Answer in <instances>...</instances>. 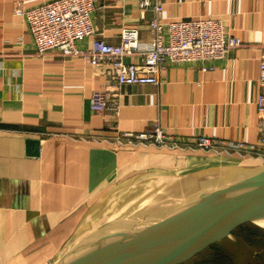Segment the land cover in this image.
Instances as JSON below:
<instances>
[{
    "label": "crops",
    "instance_id": "1",
    "mask_svg": "<svg viewBox=\"0 0 264 264\" xmlns=\"http://www.w3.org/2000/svg\"><path fill=\"white\" fill-rule=\"evenodd\" d=\"M45 1L0 0V264H57L96 228V204L152 188L156 178L178 177L185 185L218 167L264 163L261 156L197 147L201 136L259 144L264 0H163L165 20L217 17L242 42L214 69L168 62L159 83L122 85L117 111L91 105L93 90L108 80L105 65L39 52L15 8ZM153 13L141 17L138 0H97L96 32L78 43L88 47L95 35L120 42L125 26L147 39ZM156 123L170 138L165 144L118 142Z\"/></svg>",
    "mask_w": 264,
    "mask_h": 264
},
{
    "label": "built area",
    "instance_id": "2",
    "mask_svg": "<svg viewBox=\"0 0 264 264\" xmlns=\"http://www.w3.org/2000/svg\"><path fill=\"white\" fill-rule=\"evenodd\" d=\"M138 4L141 17L146 18L148 10L154 12L148 20L149 38H142L138 27L125 26L120 42H109L95 35L88 47L80 46L78 42L96 32L93 12L97 8V0H48L29 7L19 5L15 11L26 16L39 52L59 50L68 55H82L95 65L106 66L108 80L103 88L93 90L90 99L96 109L117 111L122 85L157 84L160 71L168 62L196 61L204 70L214 69L217 60L227 57L230 49L242 42L239 36L227 31L220 18L165 20L163 0H138ZM135 53L142 56L140 61L125 60L127 55ZM259 86V144L246 141L223 143L201 136L197 147L264 159V55ZM169 140L164 129L156 123L147 131L126 132L118 142L122 145H162Z\"/></svg>",
    "mask_w": 264,
    "mask_h": 264
},
{
    "label": "water",
    "instance_id": "3",
    "mask_svg": "<svg viewBox=\"0 0 264 264\" xmlns=\"http://www.w3.org/2000/svg\"><path fill=\"white\" fill-rule=\"evenodd\" d=\"M240 167L238 181L183 198L174 208L162 209L143 222L138 217L147 210L138 216H115L88 233L58 264H180L189 260L240 224L264 218V163Z\"/></svg>",
    "mask_w": 264,
    "mask_h": 264
},
{
    "label": "rangeland",
    "instance_id": "4",
    "mask_svg": "<svg viewBox=\"0 0 264 264\" xmlns=\"http://www.w3.org/2000/svg\"><path fill=\"white\" fill-rule=\"evenodd\" d=\"M240 166L226 165L218 167L212 172L204 173L203 177L198 175L187 179L185 185L181 184L184 181L178 177L169 178L171 180L168 183L156 178L155 186L152 188L143 189L141 187L140 190H129L130 192L126 190L123 194H116L108 199L107 203L96 204L92 212L93 220L96 221L95 225L97 224L96 228L117 215L132 217L138 216L143 210H147L144 211V215L138 217V220L143 222L147 217L161 214L162 209L174 208L176 202L187 197H185V194L189 193L191 188L196 189L199 186H204L205 181L212 180L218 173L224 171L239 173L241 171ZM131 191L135 195L132 196ZM157 198H160L161 201H158ZM246 223L248 226L239 229L241 225ZM85 234L82 236L83 238ZM224 256L228 260L219 261ZM180 264H264V226L254 221L242 223L226 237L213 242L195 256Z\"/></svg>",
    "mask_w": 264,
    "mask_h": 264
},
{
    "label": "bare ground",
    "instance_id": "5",
    "mask_svg": "<svg viewBox=\"0 0 264 264\" xmlns=\"http://www.w3.org/2000/svg\"><path fill=\"white\" fill-rule=\"evenodd\" d=\"M242 178V173H231L228 171H224L222 173H218L212 180L209 181H205L204 186H199L196 189L191 188L189 190V193L185 194V197L189 196V195H193V194H198V193H203L205 191H210L213 189H217L220 187H224V186H228L236 181H238L239 179ZM213 183V184H212ZM203 184V183H202ZM201 184V185H202ZM182 195V194H181ZM186 197V198H187ZM256 223L264 226V218L262 219H258L255 221ZM88 235V234H87ZM86 235V236H87ZM83 239H81L80 241H78L76 244H74L68 251L67 253L58 261V263H60L64 257H66V255L72 251V249H74L76 247L77 244H79ZM57 263V264H58Z\"/></svg>",
    "mask_w": 264,
    "mask_h": 264
},
{
    "label": "trees",
    "instance_id": "6",
    "mask_svg": "<svg viewBox=\"0 0 264 264\" xmlns=\"http://www.w3.org/2000/svg\"><path fill=\"white\" fill-rule=\"evenodd\" d=\"M246 226H248V225H247V223H246V224H243V225H241V226L239 227V229H244ZM223 260H228V259H227V257H226V256H224V257L220 258V260H219V261H223Z\"/></svg>",
    "mask_w": 264,
    "mask_h": 264
}]
</instances>
